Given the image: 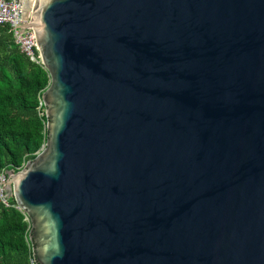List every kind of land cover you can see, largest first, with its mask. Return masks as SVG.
<instances>
[{
    "label": "water",
    "instance_id": "1",
    "mask_svg": "<svg viewBox=\"0 0 264 264\" xmlns=\"http://www.w3.org/2000/svg\"><path fill=\"white\" fill-rule=\"evenodd\" d=\"M30 31L36 264H264V0H38Z\"/></svg>",
    "mask_w": 264,
    "mask_h": 264
},
{
    "label": "trees",
    "instance_id": "2",
    "mask_svg": "<svg viewBox=\"0 0 264 264\" xmlns=\"http://www.w3.org/2000/svg\"><path fill=\"white\" fill-rule=\"evenodd\" d=\"M49 81L43 67L20 51L9 27L0 26V173L33 160L45 145L44 108L38 107ZM14 204L13 198L8 207L0 203V264H36L30 223Z\"/></svg>",
    "mask_w": 264,
    "mask_h": 264
},
{
    "label": "built area",
    "instance_id": "3",
    "mask_svg": "<svg viewBox=\"0 0 264 264\" xmlns=\"http://www.w3.org/2000/svg\"><path fill=\"white\" fill-rule=\"evenodd\" d=\"M32 7L33 4L29 8H25L23 0H0V26L7 25L20 51L30 61L39 64L31 40ZM42 107V101L40 100L38 109L40 110ZM24 164L20 168L6 169L0 173V203L6 207L10 206V199L13 198L11 194L13 179ZM12 207L20 211L16 204L12 205ZM25 221H28L27 217ZM32 262L33 260H31Z\"/></svg>",
    "mask_w": 264,
    "mask_h": 264
},
{
    "label": "bare ground",
    "instance_id": "4",
    "mask_svg": "<svg viewBox=\"0 0 264 264\" xmlns=\"http://www.w3.org/2000/svg\"><path fill=\"white\" fill-rule=\"evenodd\" d=\"M38 0H23V4L25 8H28L29 6H31V4L36 3Z\"/></svg>",
    "mask_w": 264,
    "mask_h": 264
}]
</instances>
